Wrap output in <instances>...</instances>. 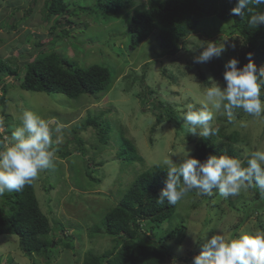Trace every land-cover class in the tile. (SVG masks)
I'll return each mask as SVG.
<instances>
[{
  "label": "rangeland",
  "instance_id": "374dc122",
  "mask_svg": "<svg viewBox=\"0 0 264 264\" xmlns=\"http://www.w3.org/2000/svg\"><path fill=\"white\" fill-rule=\"evenodd\" d=\"M147 1L137 0L136 6L143 7ZM65 2L72 9L74 5L92 6L94 1ZM44 3L45 0H0V59L9 58L22 65L36 56L34 42L41 41L46 48L51 46L79 66L107 64L114 71V79L109 90L99 94L98 98L87 94L70 98L60 92L47 94L24 90L18 86V80L13 79H9L10 85L3 99L0 93V125L3 128L0 134L3 137L10 136L19 126L25 111L53 121L50 125L53 129L57 124L63 126L60 133L53 135L57 155L55 166L39 174L34 188L40 208L51 224L60 221L65 225L63 234L61 228L55 233L62 236L68 233L72 240L71 247L59 244L53 250L51 260L45 262L42 256L26 255L20 248L18 236L4 234L0 236V264H82L88 251L100 254L114 246L115 242L108 235L94 233L90 236L92 228L99 226L105 212L119 202L137 172L153 164H163L168 157L178 164L185 150H190L192 155L194 144L187 136H198L188 133L183 124V111L189 104L199 108L198 101L202 99L204 89L210 86L209 77L221 83L226 62L231 58L239 59L245 51L238 34L225 31L232 20L215 16L201 18L175 54L159 56L163 50L156 33L130 50L127 46L130 9L102 16L91 15L82 7L78 15L69 16L72 22L70 34L58 38L59 28L51 32L50 22L43 20ZM51 39L53 44H50ZM225 40L228 45L235 44V48L228 47L219 58L207 63L194 62L203 50L201 45L206 47L207 42L219 44ZM252 60L260 67L264 66L261 58L253 55ZM141 97L149 101L142 104ZM151 100H160L175 109L179 114V125L163 122L153 127L155 117L149 111ZM97 114L103 120L109 119L114 131L105 143L99 140L94 126H82L88 116ZM236 119L237 123L230 124L226 116L217 113L214 121L217 128L235 131L239 138L236 142L215 136L217 143L235 148L243 161L251 151H264V117L253 118L238 109ZM240 120L247 121V127H240ZM118 131L136 147L142 156L141 162L136 160L126 168L128 165L117 156ZM80 140H83L84 154L76 149ZM60 150L70 154L62 157ZM87 167L90 176L86 174ZM229 198H235L237 204L234 207L227 205L225 200ZM263 201L264 195L251 189L228 198L219 196L216 190L211 196H197L195 191L188 193L177 203L176 214L169 219L180 221L183 218V234L163 241L168 251L163 264L174 261L175 264H192L204 240L210 238V227L213 234L221 232L230 237L241 232L264 231V205L262 210L254 207L256 202ZM248 208L249 217L237 229V234L232 235L234 225ZM173 227L174 224L166 221L150 235L157 239Z\"/></svg>",
  "mask_w": 264,
  "mask_h": 264
},
{
  "label": "trees",
  "instance_id": "16d2710c",
  "mask_svg": "<svg viewBox=\"0 0 264 264\" xmlns=\"http://www.w3.org/2000/svg\"><path fill=\"white\" fill-rule=\"evenodd\" d=\"M93 1L92 6H82L91 15L111 16L115 12L130 9L127 22V31L129 32L127 46L130 50H134L152 33H156L163 50L159 56L175 54L179 51L183 40L197 28L201 18L215 16L222 20H232L225 31L230 34H238L245 47L244 54L238 57V67H243L248 63L246 58L248 53L264 60V24L256 27L248 23L251 15L264 12V4L249 5L241 17L233 15L231 12L237 0H148L143 7L136 6L135 1L137 0ZM82 7L74 5L71 9L65 0H45L43 20L50 22L51 32L59 28L58 38L66 37L70 34L72 27L69 16L78 15ZM51 40L50 44H53L54 40ZM34 45L37 51L36 56L22 65L9 58L7 60L0 59L1 99L10 85L9 79L18 80V86L24 90L47 94L60 92L70 98H78L84 94L98 98L99 94L109 90L114 79V71L107 64L93 63L82 67L51 46L46 48V45L41 41L34 42ZM255 64L259 70L260 66ZM144 66H147V63ZM224 71L221 73V84L224 83ZM148 92L151 93L150 90ZM263 97L264 89L261 91V98ZM148 101V98L141 97L142 104H146ZM150 103L152 107L149 111L155 117L153 127L163 122L179 125V114L170 105L160 100H151ZM86 125L94 126L99 140L104 143L107 142L110 133L114 132L109 119L103 120L100 114L88 116L85 125L82 126L86 127ZM218 129L217 135L226 141L234 143L239 139L235 131L227 132L223 127ZM118 132L116 154L126 166L128 165L126 168L136 160L141 162L142 156L138 154L136 147L130 140L123 137L121 131ZM3 139V135L0 134V142H3ZM187 140L194 144L191 156L200 161H204L209 154L228 155L239 159L241 156L232 146H227L226 143H217L216 136L208 138L187 136ZM82 145L83 140H80L79 147L76 149L84 154ZM59 154L66 157L70 153L60 150ZM247 158L248 156L243 161H246ZM98 164L101 165V162ZM87 169L86 174L90 176L91 172L88 167ZM166 177L167 166L159 163L135 174L128 189L122 193L119 202L105 212L100 220V225L92 228L89 233L90 236L98 233L112 237L115 242L114 246L100 254L88 251L82 264L164 263L168 251L163 241L171 240L179 233L183 234L184 226L183 218L180 221L169 220L176 214L177 205L171 206L167 202L164 204L156 202L160 191L165 187ZM34 186L35 181L31 185H26L21 192H6L1 196L0 236L4 234L18 236L20 248L26 255L42 256L45 262H49L55 252L53 250L57 249L59 244L71 247L72 240L68 233L62 236L65 228L62 222L53 221L52 226L50 218L40 208ZM248 189L260 192L256 187ZM234 199L225 200L229 207H234L237 204ZM263 205L264 201L256 202L254 207L257 210H262ZM249 215L250 208L245 210L243 217L234 225L232 235L237 234V229ZM166 221L174 224L172 230L166 231L157 239L150 235L154 229L159 228ZM58 228L62 229V234L55 233ZM208 233L210 237L213 235L211 227ZM50 235L53 236L50 237Z\"/></svg>",
  "mask_w": 264,
  "mask_h": 264
},
{
  "label": "clouds",
  "instance_id": "9594fccd",
  "mask_svg": "<svg viewBox=\"0 0 264 264\" xmlns=\"http://www.w3.org/2000/svg\"><path fill=\"white\" fill-rule=\"evenodd\" d=\"M264 0H237L231 9L233 15L243 17L249 5H262ZM248 23L258 27L264 24V12L251 15ZM227 40L216 44L207 42L206 47L195 57V63H207L219 58L228 47ZM248 63L238 67L237 58L229 59L224 65L221 84L209 77L210 86L202 93L198 101L200 107L187 105L182 119L187 131L200 138L217 135L219 129L214 126L217 113L227 117V122L237 123L236 110L253 118L264 117V66L257 69L248 53ZM47 121L36 113L25 111L17 126L0 142V196L6 192H21L31 185L39 174L55 166L56 149L53 147L54 133L62 131V125L53 129ZM240 127H247V121H238ZM0 131H3L0 125ZM246 161L228 155L209 154L204 161L192 157L185 150L179 165L168 157L162 163L167 166L165 187L160 191L156 202L175 206L188 193L195 191L197 196H211L218 191L219 196L235 197L249 187H256L264 194V151L247 153ZM246 164V166H245ZM159 167V165H157ZM207 233H205V236ZM182 247V246H181ZM175 264V261L173 262ZM192 264H264V231L255 233L241 232L235 237L216 232L204 240L201 251L192 259Z\"/></svg>",
  "mask_w": 264,
  "mask_h": 264
}]
</instances>
